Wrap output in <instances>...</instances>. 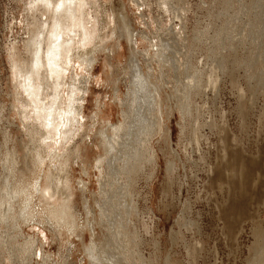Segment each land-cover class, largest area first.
<instances>
[{
	"label": "rangeland",
	"instance_id": "1",
	"mask_svg": "<svg viewBox=\"0 0 264 264\" xmlns=\"http://www.w3.org/2000/svg\"><path fill=\"white\" fill-rule=\"evenodd\" d=\"M160 1L99 0L95 5L96 15L103 21L109 16L117 20V14L124 13L127 23L119 30L123 40L118 55L106 56L112 53L111 45L98 54L87 79L84 115L96 104L105 103L108 118L121 120L118 103L110 99L114 85L125 93L134 73L133 56L143 66L147 62L143 49L160 39L166 44V67L159 79L162 129L143 145L146 128L135 114L137 128L124 159L136 165L121 175L128 180L121 188L123 204L115 205L119 208L110 213L105 211L109 214L101 215L100 225L83 231L82 238L67 231L52 232L47 224L23 226L10 245L9 264H27L17 248L33 233L40 238L33 248L32 264H91L84 248L99 238L102 261L96 264H255L258 229L264 232V20H256L254 11L262 10L257 17H264V0H252L251 14L246 17L240 3L250 0H170L173 5L168 11ZM20 6L14 0H0V104L5 106L10 100L2 96L7 74L3 48L13 37L24 35L19 25L9 28L11 16L20 15ZM205 28L207 38L202 36ZM216 38L223 41L221 50L237 58L232 57L212 77L210 65L205 63L209 62L206 46ZM116 40L106 42L115 46ZM190 63L195 69L201 63L203 67L201 85L191 100L182 95ZM105 70H112L114 84L107 81ZM142 104L140 112L148 121L155 119L151 105L145 100ZM166 109L171 115L165 116ZM6 117H1V130L8 129ZM87 124L92 123L87 120ZM91 140L89 156L98 153L92 136ZM24 151L22 147L18 152ZM72 167L73 184L77 185L79 176L89 187L86 197L94 194L100 201L97 170L87 177L78 163ZM94 207L98 213L96 204ZM75 212L81 222L86 214L80 201ZM191 247L196 250L190 254ZM5 258V254L0 257V264H5Z\"/></svg>",
	"mask_w": 264,
	"mask_h": 264
},
{
	"label": "bare ground",
	"instance_id": "2",
	"mask_svg": "<svg viewBox=\"0 0 264 264\" xmlns=\"http://www.w3.org/2000/svg\"><path fill=\"white\" fill-rule=\"evenodd\" d=\"M14 1L21 4V12L20 15L11 16L9 28L11 30L13 25H19L24 35L13 37L3 48L7 74L2 96L10 100L6 106L2 102L0 104V120L7 116L5 120L8 126L5 130L0 128V257L5 254V264L11 260L13 248L10 245L16 241V233L23 226L40 224L43 227L47 224L52 232L63 234L67 231L68 235L75 234L82 238L83 231L93 230L100 225L101 215H108L112 208L123 204L121 188L126 187L128 180L121 175L131 172L136 165L129 158L124 159L137 128L138 119L135 117L138 114L146 128L143 145L162 129L164 113L160 107L162 92L159 79L166 67L167 57L166 44L160 43L161 39L143 49L147 60L145 65L141 66L138 56H133L135 68L126 92L122 93L114 85L110 95V99L120 107L121 120L108 118L110 114L105 103L96 104L89 115H84L85 93L89 91L87 79L92 75L98 54L105 51L107 46L111 45L109 49L112 48V53H106V56L111 58L118 55L117 48L122 47L123 40L119 30L126 27V15L118 13L117 20L109 16L108 20L105 18L107 21H103L95 11L99 0ZM251 2L240 3L245 17L251 14ZM160 4L164 11H168L172 9L173 2L161 0ZM261 13L262 10L254 11L256 20H264L263 15L257 17ZM126 31L127 41L131 43L130 30ZM202 31V36L207 38L208 28ZM173 33L171 35H176ZM215 35L216 28L210 38ZM113 37L117 38L115 46L113 42H106ZM232 38L230 36L229 40L232 41ZM222 45L223 41L216 38L214 43L206 46L209 62L205 63L210 65L212 77L217 75L219 69L226 68L232 57L237 58L223 48L221 50L219 46ZM134 53L137 54V51ZM175 60L178 61V58L175 57ZM105 63L108 64L109 60L105 59ZM201 71L202 63L198 69L190 63V74L183 81V97L191 100L197 94L201 85ZM105 74L107 81L114 84L112 70L109 73L105 70ZM217 80L218 77L215 83ZM126 96L130 98L126 99ZM144 100L151 105V111L155 112L153 115L157 116L151 121L140 112ZM169 110L166 109L165 116L170 114ZM87 120L92 124L88 125ZM92 127L95 131H92ZM91 136L98 150L93 156H89L93 141ZM22 147L25 151L18 152ZM151 155L155 158V153ZM74 162L81 166L87 177L90 171L97 170L101 178L100 201L94 194L86 197L85 192L90 193L89 187L79 176L77 185L73 184L71 171ZM115 182L117 184L113 186ZM78 201L86 214L81 222H78L80 217L75 212ZM3 227L5 230H2ZM11 232L15 235H10ZM39 238L33 233L17 248L27 264H32L33 248ZM97 240L100 242V238ZM99 242L93 241L84 248V254L94 264L102 261L101 247L97 245ZM256 244L259 249L255 264H264V232L259 229ZM195 250V247H191L189 253Z\"/></svg>",
	"mask_w": 264,
	"mask_h": 264
}]
</instances>
